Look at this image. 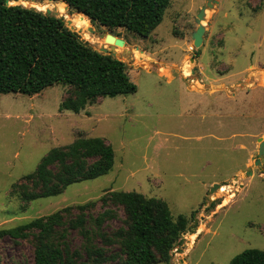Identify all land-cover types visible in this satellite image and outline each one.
<instances>
[{"label":"rangeland","instance_id":"1","mask_svg":"<svg viewBox=\"0 0 264 264\" xmlns=\"http://www.w3.org/2000/svg\"><path fill=\"white\" fill-rule=\"evenodd\" d=\"M217 1L201 22L206 31L200 48L192 34L208 0H171L146 38L117 28L115 36L126 46L116 50L137 86L135 94L102 97L78 113L61 108L73 93L68 85L35 95L0 94V230L68 207L75 213L77 206L94 202L93 216L116 211L118 217L104 225L110 232L123 226L125 216L103 199L111 192H136L164 201L175 219L188 220L170 264H228L247 249L264 251V170L254 163L259 139L264 140V0ZM33 3L52 2L11 5L48 10ZM66 9L68 15L82 14ZM86 18L95 33L84 30L80 39L96 51L103 44L108 48L100 35L112 29ZM125 49L131 53L123 55ZM80 136L100 137L112 146L115 163L107 175L32 201L13 192L52 149ZM69 239L75 247L82 242L74 231ZM33 259V238L0 239V264ZM117 263L123 264H111Z\"/></svg>","mask_w":264,"mask_h":264},{"label":"trees","instance_id":"2","mask_svg":"<svg viewBox=\"0 0 264 264\" xmlns=\"http://www.w3.org/2000/svg\"><path fill=\"white\" fill-rule=\"evenodd\" d=\"M53 1L67 2L93 23L146 38L161 24L171 0ZM55 84L73 89L61 108L75 113L99 98L137 92L127 65L83 42L63 17L0 0V94L35 95ZM114 163V150L103 138L80 136L66 147L52 149L13 192L25 201L56 196L73 183L107 175ZM103 201L123 209V226L106 232L104 225L118 217L116 211L108 208L93 216L95 203L90 202L77 206L75 213L68 207L1 229L0 239L33 238V264H170L171 252L188 227L186 217L175 219L164 201L136 192H111ZM72 231L82 240L79 247L69 239ZM113 246L117 253L110 251ZM228 264H264V251L247 249Z\"/></svg>","mask_w":264,"mask_h":264},{"label":"water","instance_id":"3","mask_svg":"<svg viewBox=\"0 0 264 264\" xmlns=\"http://www.w3.org/2000/svg\"><path fill=\"white\" fill-rule=\"evenodd\" d=\"M31 1H36V0H31ZM48 1L54 2L53 0H48ZM11 2H14V1L6 0V4L9 6H11ZM59 2L64 3L67 6V8H69V4L67 2H65V1H59ZM217 2H218L217 0H208L206 5L200 10L199 14L196 17V23L198 24V28L192 34V39H193V43H194L195 48H200V46L203 44L206 27L201 22L206 17V10H207V8H212L213 3H217ZM45 13L47 15L60 17L59 12L56 9L53 11L48 9V10H46ZM81 16L86 17L84 14H81ZM65 23H66L67 28H69L72 32H75L77 34H83L84 33V30L82 28H78L73 23V20H70V19L65 20ZM86 30L88 32H90L91 34L95 33V29H94L93 25H91V24ZM116 31H117V28H114V29L110 30L108 33L100 35V38L103 39L106 44H109V47L106 48L105 45L103 44L98 52L105 54V55H111L112 57L119 59L120 54H119V52H117L116 46L125 47L126 43L124 40L117 38L115 36ZM125 53H131V51L128 49H125L123 52V55H125ZM192 61H194V58H192ZM195 69H197V68H195ZM259 142H260V144H259V151H258V159L255 160L254 163L256 166H258L262 170H264V140L262 138H260ZM246 174L250 175V174H252V171L249 170ZM216 188H218V185H215L211 189L210 194L213 193ZM208 201L209 202L212 201L210 197H208Z\"/></svg>","mask_w":264,"mask_h":264},{"label":"bare ground","instance_id":"4","mask_svg":"<svg viewBox=\"0 0 264 264\" xmlns=\"http://www.w3.org/2000/svg\"><path fill=\"white\" fill-rule=\"evenodd\" d=\"M50 2V1H48ZM58 3L61 2H52L51 4L49 3H43V4H39V3H33L36 7H38L39 9L42 10H46V9H56L62 16H64L67 20H73V23L78 27V28H82L83 30H86L89 26H90V22L89 25L86 24L87 19L85 17H82L81 15H68V10L66 9V5L64 3H62L64 5V7H62L61 5H59ZM85 33V32H84ZM86 38L93 40L95 42H98V38L97 37H91L89 35H86ZM101 42V41H100ZM136 58L137 59H141L143 58L142 54L137 53L136 54ZM184 71H185V76H189V72L187 71V65H185L183 67ZM223 187H222V191H223Z\"/></svg>","mask_w":264,"mask_h":264},{"label":"crops","instance_id":"5","mask_svg":"<svg viewBox=\"0 0 264 264\" xmlns=\"http://www.w3.org/2000/svg\"><path fill=\"white\" fill-rule=\"evenodd\" d=\"M221 80L223 79V78H220ZM215 81H217V80H213L212 82H215ZM211 82V81H210Z\"/></svg>","mask_w":264,"mask_h":264}]
</instances>
